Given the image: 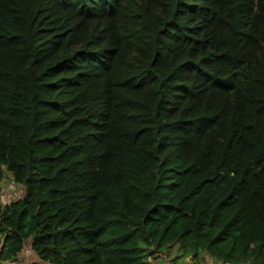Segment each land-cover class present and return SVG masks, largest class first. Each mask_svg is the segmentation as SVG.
Here are the masks:
<instances>
[{"label": "trees", "instance_id": "obj_1", "mask_svg": "<svg viewBox=\"0 0 264 264\" xmlns=\"http://www.w3.org/2000/svg\"><path fill=\"white\" fill-rule=\"evenodd\" d=\"M3 167L0 264H264V0H0Z\"/></svg>", "mask_w": 264, "mask_h": 264}, {"label": "rangeland", "instance_id": "obj_2", "mask_svg": "<svg viewBox=\"0 0 264 264\" xmlns=\"http://www.w3.org/2000/svg\"><path fill=\"white\" fill-rule=\"evenodd\" d=\"M3 169V179L0 181V198L2 204L9 203L23 195V187L13 181L11 173ZM176 247H171L168 250V253L165 251L163 253H158L157 258H151V264H189L186 259H189V256L178 257L176 256ZM174 259V260H173ZM36 261L40 262V259L29 250V247L26 245L24 250L20 252L12 264H30L31 262Z\"/></svg>", "mask_w": 264, "mask_h": 264}, {"label": "built area", "instance_id": "obj_3", "mask_svg": "<svg viewBox=\"0 0 264 264\" xmlns=\"http://www.w3.org/2000/svg\"><path fill=\"white\" fill-rule=\"evenodd\" d=\"M185 261H187L189 264L194 263V260L191 256H189V259H186ZM200 264H225V263L218 261V260H215L213 258H210L209 256H205V257L201 258Z\"/></svg>", "mask_w": 264, "mask_h": 264}]
</instances>
